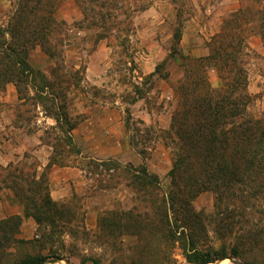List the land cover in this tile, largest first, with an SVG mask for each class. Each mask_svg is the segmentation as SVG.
Listing matches in <instances>:
<instances>
[{"label": "trees", "instance_id": "16d2710c", "mask_svg": "<svg viewBox=\"0 0 264 264\" xmlns=\"http://www.w3.org/2000/svg\"><path fill=\"white\" fill-rule=\"evenodd\" d=\"M62 1L15 0L6 25L0 26V92L8 83L14 85L19 100L16 121L23 118L18 107L27 103L40 106L54 121L40 137L52 148L47 168L70 166L66 152L74 150V159H85V171L96 174L99 188L111 187L101 183L99 167L128 176L126 185L133 190V204L101 214L98 233L103 237L134 235L146 257L159 264H209L227 257L264 264V112L254 116L248 110L252 95L247 91L246 69L250 56L247 37L256 34L264 42V0H238L237 8L211 37L208 53L182 57V76L172 84L176 107L164 129L166 141L173 146L165 192L144 161L121 166L112 158H87L74 143L76 118L70 115L66 98L78 84L80 69H67L62 63L63 39L57 34L63 22L54 15ZM75 1L84 21L96 29V40L106 39L108 46L120 44L129 57L125 46L134 31L132 17L146 6L139 0ZM180 35V29H175L176 41ZM34 47L56 60L50 77L29 63ZM178 50L176 46L170 54L178 55ZM210 70L218 74L216 88L210 85ZM16 126L23 127L21 123ZM33 132L26 130L27 134ZM36 168L28 173L18 163L0 165V189L12 191L24 216L32 217L40 230L50 228L42 231L46 241L51 230L68 222L72 210L51 198L45 175L37 177ZM203 191L214 194L212 212L196 211L192 205ZM20 221L17 214L0 218V244L6 240L17 245L30 243L15 236ZM177 250L181 262L175 257ZM47 260L41 252H25L0 264H45Z\"/></svg>", "mask_w": 264, "mask_h": 264}, {"label": "rangeland", "instance_id": "374dc122", "mask_svg": "<svg viewBox=\"0 0 264 264\" xmlns=\"http://www.w3.org/2000/svg\"><path fill=\"white\" fill-rule=\"evenodd\" d=\"M14 1L0 0V26L6 25ZM138 3L146 8L132 17L134 31L125 46L129 57L124 55L120 44L108 46V40H96V29L84 21L82 9L75 0H63L54 15L63 22L57 34L63 39L62 63L67 69H80L78 84L67 92L66 98L69 113L76 118L75 132L72 130L74 143L81 153H92L83 154L87 158H112L121 166H136L144 161L148 170L159 177L161 192H165L169 185L167 173L172 166L173 146L166 141L160 124L166 120L170 124L176 107L172 84L182 76V57L201 56L198 55L200 48L208 53L211 37L239 3L238 0H139ZM190 18L198 19L200 25L187 34L189 46L184 50L181 40L187 27L191 29L186 23ZM175 29H180L179 41L173 37ZM246 41L250 51L246 65L247 91L252 95L248 110L258 116L264 112V42L256 34L248 36ZM176 46L179 54L172 56L171 50ZM28 60L49 77L56 63L39 47L30 51ZM157 64H161L157 72L147 78ZM208 79L212 87L218 86L219 77L214 70L209 71ZM10 86L14 85L8 83L0 92L1 98L12 95L8 90ZM1 98L0 110H9L13 124L21 123L25 132L40 130L42 136L44 130L54 124L40 106L30 103L18 107L23 118L16 121L15 108L19 100L9 103ZM125 150L136 154L137 158L122 161L112 156H100V153ZM31 153L26 151L24 157L14 162L28 173L38 163ZM66 153L70 166L84 167L83 171L80 169L83 179L79 183L69 180L68 194L63 200H55L65 203L72 211L66 218L68 222L51 230L46 241L42 239V231L48 232L50 228L44 230L42 226L40 230L32 217L24 216L23 208L14 200L12 191L4 187L0 189V218L15 215L11 212L17 207L21 221L15 236L30 241L21 245L3 241L0 244V262L12 260L25 252H41L48 257L45 264H159L146 257L134 235L103 237L98 233L97 219L101 214L112 209H128L133 204V190L126 185L129 177L99 167L101 183L111 185L110 188H99L96 174L85 171V159L79 156L74 159V150ZM43 174L50 192L47 171ZM192 205L196 211L212 212L214 194L203 191L194 198ZM207 231L212 240L211 228ZM175 257L183 261L178 250ZM221 260L209 264H232L226 258Z\"/></svg>", "mask_w": 264, "mask_h": 264}, {"label": "crops", "instance_id": "0c3cea01", "mask_svg": "<svg viewBox=\"0 0 264 264\" xmlns=\"http://www.w3.org/2000/svg\"><path fill=\"white\" fill-rule=\"evenodd\" d=\"M201 13V10L199 9ZM188 26L184 35L182 36L181 44L183 49L185 50L189 46V42L187 39V34L190 33V30H194L199 27V20L196 18H190L186 21ZM215 27V25H214ZM195 36V35H193ZM187 39V40H186ZM207 52L205 49L200 48L198 55H205ZM89 77V75H88ZM91 80L96 82L92 77ZM8 90L12 91V95L10 97L4 96L0 97L3 102H12L17 103L18 98L16 94V90L14 86L8 87ZM50 119V118H48ZM162 129H168L169 124L168 121H164V123L160 124ZM75 132V129H74ZM41 133L40 130H36L31 134H27L21 128L15 126L12 122V116L9 110L4 109L0 110V165L6 166L8 163H14L17 160L24 157L25 152H32L38 163L36 165L37 177H39L43 172L47 171L48 174V185L50 187V196L54 200H63L64 197L68 194L69 189V180L72 183H79L83 176L81 175V170L74 166H58L52 165L47 168V164L49 162V158L51 155L50 147L43 144L40 140ZM83 154H92V153H81ZM101 157H115L119 158L122 161H131L134 160L136 154L128 153L126 150L121 151L120 153H100ZM151 159V163H152ZM155 173H158L155 171ZM85 181V180H84ZM11 213L18 214L19 210L16 207L14 211Z\"/></svg>", "mask_w": 264, "mask_h": 264}, {"label": "water", "instance_id": "95a60500", "mask_svg": "<svg viewBox=\"0 0 264 264\" xmlns=\"http://www.w3.org/2000/svg\"><path fill=\"white\" fill-rule=\"evenodd\" d=\"M226 259H228L229 262L232 263V264H247V263L242 262V261H240V260H236V259H234V258H232V257H227ZM220 261H222V260H219V262H220Z\"/></svg>", "mask_w": 264, "mask_h": 264}]
</instances>
